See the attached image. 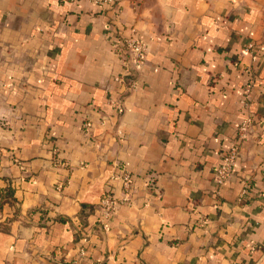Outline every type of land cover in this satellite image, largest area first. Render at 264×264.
I'll return each mask as SVG.
<instances>
[{"label":"crops","instance_id":"0c3cea01","mask_svg":"<svg viewBox=\"0 0 264 264\" xmlns=\"http://www.w3.org/2000/svg\"><path fill=\"white\" fill-rule=\"evenodd\" d=\"M0 264H264V0H0Z\"/></svg>","mask_w":264,"mask_h":264},{"label":"built area","instance_id":"2783aa9c","mask_svg":"<svg viewBox=\"0 0 264 264\" xmlns=\"http://www.w3.org/2000/svg\"><path fill=\"white\" fill-rule=\"evenodd\" d=\"M104 2H113L114 0H102ZM253 48V44L248 43L245 50L248 51ZM113 53L120 59L122 67L125 71L124 75L130 74L132 66L138 65L142 62L146 54V45L136 35H129L116 39L112 43ZM120 75L116 77L117 80H123ZM133 86V85H132ZM114 104V103H113ZM118 106V104H117ZM251 118H245L240 121L237 126V135L235 140L231 141L227 149L221 154L220 162L215 167L214 181L216 185H221L230 175V172L234 166V162L237 158L239 146L248 136ZM132 177L130 172L123 169L121 174L122 182V195L120 197H114L109 191H104L100 197L99 210L100 215L98 217L99 223L102 220L111 216L117 207L121 204L130 203V190H131ZM147 184V183H145ZM85 255V251L80 248L77 257ZM74 261L76 259L74 258Z\"/></svg>","mask_w":264,"mask_h":264}]
</instances>
